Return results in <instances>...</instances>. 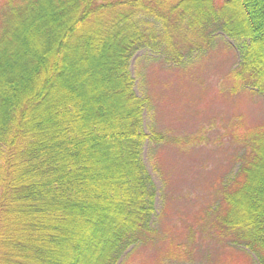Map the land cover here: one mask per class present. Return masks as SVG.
<instances>
[{
	"label": "trees",
	"instance_id": "obj_1",
	"mask_svg": "<svg viewBox=\"0 0 264 264\" xmlns=\"http://www.w3.org/2000/svg\"><path fill=\"white\" fill-rule=\"evenodd\" d=\"M221 36L239 55L232 91L264 96V0H0V264H185L161 247L143 146L198 144L145 132L155 96L136 93L130 61L147 49L189 66ZM242 139L208 206L183 224L187 196L163 191L158 219L175 201L173 229L202 221L229 261L264 264V124ZM153 168L172 180L161 155Z\"/></svg>",
	"mask_w": 264,
	"mask_h": 264
},
{
	"label": "rangeland",
	"instance_id": "obj_2",
	"mask_svg": "<svg viewBox=\"0 0 264 264\" xmlns=\"http://www.w3.org/2000/svg\"><path fill=\"white\" fill-rule=\"evenodd\" d=\"M231 43L234 44L233 40L226 36L218 37L208 55L190 61L189 66H166L147 49L137 51L130 61L136 93L144 96L152 91L155 96L153 110L147 104L143 114L145 132L148 134L154 130L169 137L175 135L178 142L198 144L197 151L191 144H181L180 149L169 148L165 146L169 140L165 142V139L160 143L147 140L143 146V160L156 184V213L153 220L163 235L161 247L167 248L171 244L182 250L185 264H212L213 261L215 264H256L252 262V257L249 261L244 260L243 252L238 255L231 250L236 257L229 261L232 257L225 252L229 249L212 242L213 239L208 246L206 242L210 241H206L202 235V221L190 222V228L182 225L173 229L171 223L178 221L175 216L179 210L175 201L169 204L171 212L161 221L158 219L165 202L161 199L163 191L175 197L176 190L182 189L187 196L186 200H178L185 203L179 212L183 224H187L199 208L208 206L213 196L211 183L218 178L222 182L237 170L238 163L230 165L229 161L239 150L240 144L245 143L242 137L248 134V130L264 124V96L246 88L232 91L233 82L228 75L239 55L233 49L231 54L228 52L225 46ZM147 74L148 79L145 77ZM160 155L163 166L165 164L173 174L170 181L166 179L165 182L161 177L158 180L155 175L157 172L153 165ZM226 165L228 169H225ZM191 232L192 239L188 236ZM146 252L153 256L156 249L150 247ZM148 253L144 255L146 258ZM207 255L209 258L205 261L204 256ZM140 259L138 256L135 261Z\"/></svg>",
	"mask_w": 264,
	"mask_h": 264
}]
</instances>
